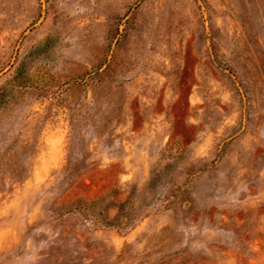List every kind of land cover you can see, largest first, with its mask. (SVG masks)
Listing matches in <instances>:
<instances>
[{
    "label": "rangeland",
    "instance_id": "374dc122",
    "mask_svg": "<svg viewBox=\"0 0 264 264\" xmlns=\"http://www.w3.org/2000/svg\"><path fill=\"white\" fill-rule=\"evenodd\" d=\"M20 63L0 264H264V0H0ZM101 195L134 225L55 211Z\"/></svg>",
    "mask_w": 264,
    "mask_h": 264
},
{
    "label": "trees",
    "instance_id": "16d2710c",
    "mask_svg": "<svg viewBox=\"0 0 264 264\" xmlns=\"http://www.w3.org/2000/svg\"><path fill=\"white\" fill-rule=\"evenodd\" d=\"M101 65L97 67L94 74L89 75L86 85H96L99 83V76L102 71L98 72ZM4 78L0 81V112H4L21 99L30 88L33 90L41 89L34 86L31 82L29 72L23 63L17 66L11 65L7 71L2 73ZM84 79V78H83ZM70 161V160H69ZM70 163V162H69ZM104 195L94 198L76 197L68 201H63L55 206L57 215L78 214L89 219L92 224L102 228H115L118 231L127 230L132 227L137 220L133 218L130 212L125 210V200L107 201ZM111 209H115V213L111 214Z\"/></svg>",
    "mask_w": 264,
    "mask_h": 264
}]
</instances>
